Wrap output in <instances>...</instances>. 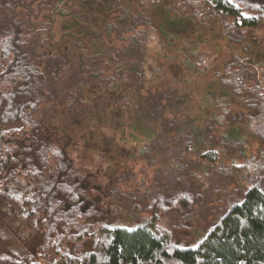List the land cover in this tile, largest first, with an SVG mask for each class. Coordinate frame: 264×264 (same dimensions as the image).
Wrapping results in <instances>:
<instances>
[{
	"label": "trees",
	"instance_id": "16d2710c",
	"mask_svg": "<svg viewBox=\"0 0 264 264\" xmlns=\"http://www.w3.org/2000/svg\"><path fill=\"white\" fill-rule=\"evenodd\" d=\"M37 1L0 0V264H264V151L247 153L248 137L264 144V90L245 67L264 75L263 51L249 46L242 59L223 61V72L201 74L212 79L195 89L193 75L212 63L200 58V37L188 39L190 16L168 25L180 12L166 0ZM197 2L225 20L230 40L264 30V0ZM57 19L65 22L56 27ZM153 38L189 42L186 60L165 54L158 62ZM174 63L185 72L171 90ZM181 85L199 105L189 107ZM189 155L205 179L217 169L246 180L242 198L194 247L155 226L172 210L183 228L189 220L192 194L176 189ZM156 156L171 174L138 196L152 217L130 211V225H119L124 178L103 186L106 167Z\"/></svg>",
	"mask_w": 264,
	"mask_h": 264
},
{
	"label": "rangeland",
	"instance_id": "374dc122",
	"mask_svg": "<svg viewBox=\"0 0 264 264\" xmlns=\"http://www.w3.org/2000/svg\"><path fill=\"white\" fill-rule=\"evenodd\" d=\"M146 1L154 2V0ZM166 1L169 6H172L173 10L180 12L179 16H177L176 18H167L166 21L168 25L179 26L181 22H185L183 18L187 19L185 14L190 16V18L194 21V25L196 28H191L192 26H190L191 32L187 35L190 37L188 39L191 42L192 39H194L196 36H199L200 40H202L198 46V52H201L200 58L205 60L207 63H212L209 71L200 73V75H193L194 77H196L193 84V87L195 86V89L201 88L204 83H207L208 81H210V79H212V76L205 78V76L201 74L210 75L212 72H223V61L227 59L232 60L234 58L242 59L241 55L247 54L249 46L253 48L254 52H256L258 49H261V52H263L259 54L258 58L264 60V30L256 29L253 31V34H250L249 36L245 35L243 41L244 43L235 42L229 39L227 29L226 27H224L225 20L218 16V13L209 10V7L206 4L203 3V9L198 2L194 3V0ZM37 2V0H34L32 4L36 5ZM57 4L62 5L63 3L61 0H59ZM193 10H195L196 13H194ZM63 22L65 21L57 19L55 26L60 27ZM189 45V42H185L182 44V40L180 39H178L175 43L169 45L165 41L158 42L157 39L155 40L153 38L149 44V49L152 54L159 53V56H157L156 54L157 59L159 57L158 62L163 63L166 59L163 58L162 55L169 54L174 56L175 63L181 65V62H184L186 60L185 53H187L186 49L189 47ZM28 49L30 51L38 53L41 52V46L37 44L31 45ZM175 63L174 67H176V74L174 72L172 73V70H169L168 73V67L166 68L168 75L170 74V76H168L169 82L167 83L166 87L171 90H173V86H175L172 78L174 77L175 79L176 77L177 79H179L185 72L182 70L181 66H179L178 68ZM255 65L256 64L254 63H246L245 67L247 69L257 70V80L259 81L261 88H263L264 90V75L261 73L260 68L257 67V69ZM233 68L237 69L235 65L233 66ZM190 79L191 78H189V80ZM250 81L251 80H249V82ZM195 82L198 83L199 87L195 85ZM155 87H157V85L152 86V88L154 89ZM162 87H165V85L161 86L160 88ZM181 87L182 88H180V92L186 90L191 96V100L188 103L190 108L191 102H196L197 105L200 104L199 97H197V93H195L194 89L183 85H181ZM190 108H186V111L184 112L189 114V116H192V114H190ZM248 140L249 149L247 150V153L249 152L254 154V156L256 157H259V151H264V148L262 147L264 144L262 143L261 148L258 149L260 147V142L257 138L251 136L248 137ZM181 161V164L187 167H183L185 169H182V172L179 173L181 182L176 183V189H187L192 194L189 220L188 222L185 221V228H183V226L179 224L180 213L177 210H172L161 216L159 220L156 221V224H154L158 230L167 231L169 229L175 231V235L179 237V239L177 240V243L179 245L184 247H194L196 241L200 239L202 235L207 233L210 228L214 224H216L218 219L225 214L228 204L242 198V190L246 185V180L240 179L239 177L238 179L235 178V181H232V176L229 177L230 174L228 175L229 178H223L222 175L218 173L217 169H214L215 172L213 171V173L211 171H208V175L210 176L205 179L203 178L204 168H202V164L196 159L195 155H189L187 159L182 158ZM187 162H191L192 164H194V166L187 165ZM114 164L115 163L113 162L110 164L111 170L108 169V166L106 167V173H104L102 185L104 186L106 183L110 184L118 177L124 178V186L120 187L121 192H123V194H121L123 198L119 197L121 199L120 201L123 202H121L119 208L121 210L122 206L121 211H126V213H124L125 219L120 218L118 224L123 226L130 225V222H132V217L127 216L129 215L127 214V212L130 211L136 212V216L133 215L134 217L140 219L151 218L152 212L147 208V203L149 202V200L147 199L145 200L146 202H143L139 199L138 196L142 195L145 192L148 193L150 188L152 189V186H155V183H157V187H163L165 181H167V176L166 179L162 181L160 180V177L165 176V173L171 174L170 170H166L167 166L162 162L160 156H156L153 159V162H150L146 159L131 160L129 161V168L127 170H124V165H120L118 168H115ZM176 173L178 174V172ZM239 175H241V173H239ZM157 178H159L158 182ZM228 187L229 189L227 190ZM126 188H128V191ZM134 193H137V195H135ZM111 201L113 204L115 203L113 199H110V202ZM133 201L137 202L135 205L137 206V208L134 210L130 209L131 206H133ZM181 230L185 231L184 233H182V235L179 232Z\"/></svg>",
	"mask_w": 264,
	"mask_h": 264
}]
</instances>
